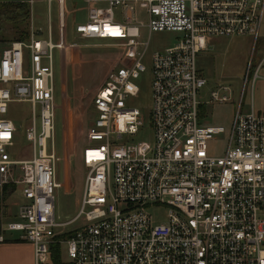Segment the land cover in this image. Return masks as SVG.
I'll return each mask as SVG.
<instances>
[{
	"label": "built area",
	"instance_id": "2783aa9c",
	"mask_svg": "<svg viewBox=\"0 0 264 264\" xmlns=\"http://www.w3.org/2000/svg\"><path fill=\"white\" fill-rule=\"evenodd\" d=\"M52 2L60 42L53 43L48 28L45 39L32 35L0 55V195L8 187L21 198L15 221L1 232L18 233L32 248L33 264H53L54 245L62 264H264V113H254L251 101L250 113L237 110L227 129L204 124L197 97L207 81L196 67L197 55L215 38L250 37L255 44L264 0H85L95 7L94 17L76 25L75 35L143 51L131 67L112 71L92 100L79 209L61 224L54 218V192L66 180L57 183L52 52L63 54L67 46L65 0ZM143 30L148 37L140 43ZM153 33L175 38L151 56L146 127L126 102L139 94L135 82L146 71L141 60ZM263 67L264 58L252 86ZM229 99L230 89L216 86L206 104ZM16 103L30 106L28 160L8 153L17 133L8 113ZM148 128L151 137L137 140ZM221 138L216 152L210 147ZM66 234L69 239L57 240Z\"/></svg>",
	"mask_w": 264,
	"mask_h": 264
},
{
	"label": "rangeland",
	"instance_id": "374dc122",
	"mask_svg": "<svg viewBox=\"0 0 264 264\" xmlns=\"http://www.w3.org/2000/svg\"><path fill=\"white\" fill-rule=\"evenodd\" d=\"M28 5V15L16 21L0 26V55L9 44L20 41V31L25 32V39L32 35L46 38L48 28L52 41L60 42L58 9L55 2L51 6L47 0H23ZM95 7L86 6L85 0H65L64 5V44L63 54L55 49L52 52L55 82V99L59 110L55 115V149L57 158V183L66 180L64 189L54 192V218L56 223H66L78 212L85 176L81 164V151L86 143V132L95 117L92 100L106 77L119 68H129L139 58L142 47H120L119 41L83 40L74 34L76 25L86 23L94 17ZM116 12V11H115ZM118 18V13H115ZM148 34L141 32L140 43L146 42ZM175 36L167 33H153L149 36V45L142 57L146 71L135 82L139 89L136 98L126 102L128 107L138 109L142 120L148 127L151 111V56L174 43ZM23 40V41H24ZM27 42V41H25ZM264 58V13L254 38H215L208 43L207 49L196 57V67L207 81L206 87L198 93L197 100L204 124L222 126L227 129L237 110L242 115L252 109L256 114L264 113V67L259 71V79L252 86V72ZM28 57H26V63ZM251 68L250 76L247 70ZM247 79L246 85H244ZM216 86L230 89L229 102L224 104H206L210 90ZM62 99L64 101H62ZM64 104V109H62ZM67 104V105H66ZM67 107V108H65ZM37 111L39 109L37 108ZM66 116V117H64ZM8 119L17 130L14 147L8 151L10 158L28 160L31 149L24 139V130L30 120L28 104H11ZM66 120V121H65ZM151 137L149 128L137 140L145 141ZM211 149L219 152L223 148V138L213 143ZM2 195V194H1ZM0 198L4 199L2 208L15 214L20 203V194L9 191ZM155 220H159L155 215ZM12 221H15L14 219ZM6 223V221H5ZM18 235V233H11Z\"/></svg>",
	"mask_w": 264,
	"mask_h": 264
},
{
	"label": "crops",
	"instance_id": "0c3cea01",
	"mask_svg": "<svg viewBox=\"0 0 264 264\" xmlns=\"http://www.w3.org/2000/svg\"><path fill=\"white\" fill-rule=\"evenodd\" d=\"M21 1L23 0H0V2ZM15 214H10L9 209L3 208L1 225L10 223L13 219L15 220ZM1 234L3 242H0V264H33V253L30 245L21 240L19 235H11L8 232H1Z\"/></svg>",
	"mask_w": 264,
	"mask_h": 264
},
{
	"label": "trees",
	"instance_id": "16d2710c",
	"mask_svg": "<svg viewBox=\"0 0 264 264\" xmlns=\"http://www.w3.org/2000/svg\"><path fill=\"white\" fill-rule=\"evenodd\" d=\"M28 15V5L24 2H0V26L5 23L16 21L19 19H23ZM20 41L25 42L28 40H24L26 37L24 31H20L19 33ZM24 40V41H23ZM9 192L8 187H4L2 190V195H5ZM4 199L0 198V225H1V216H2V204ZM1 234V231H0ZM71 234H66L57 237V240L69 239ZM51 261L53 264H62L61 261V250L59 245H54L50 248Z\"/></svg>",
	"mask_w": 264,
	"mask_h": 264
},
{
	"label": "bare ground",
	"instance_id": "6f19581e",
	"mask_svg": "<svg viewBox=\"0 0 264 264\" xmlns=\"http://www.w3.org/2000/svg\"><path fill=\"white\" fill-rule=\"evenodd\" d=\"M62 52H63V51L59 52V54L62 53ZM62 101H64V100L62 99ZM66 105H67V104H66ZM65 108H67V107H65ZM62 109H64V104H63ZM64 117H66V116H64ZM65 121H66V120H65Z\"/></svg>",
	"mask_w": 264,
	"mask_h": 264
}]
</instances>
